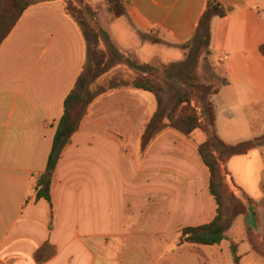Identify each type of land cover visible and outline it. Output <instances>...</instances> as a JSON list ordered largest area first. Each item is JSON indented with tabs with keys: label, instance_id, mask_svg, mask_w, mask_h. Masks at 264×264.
I'll return each instance as SVG.
<instances>
[{
	"label": "crops",
	"instance_id": "0c3cea01",
	"mask_svg": "<svg viewBox=\"0 0 264 264\" xmlns=\"http://www.w3.org/2000/svg\"><path fill=\"white\" fill-rule=\"evenodd\" d=\"M86 1L116 49L147 64H167L162 46L185 57L182 46L194 39L209 3L218 4L226 16L211 21L209 62L226 85L212 98L216 132L229 145L264 137V0H127L119 18L103 10L107 0ZM86 61L87 42L66 0L28 7L0 46V264H232L223 242L177 244L182 228L215 218L198 150L206 137L167 129L141 158L158 106L146 90H113L91 105L58 166L50 226L48 203L35 199L34 174L47 167ZM226 166L241 195L233 194L249 206L233 227L247 233L258 207L264 232V144ZM47 243L55 252L40 262Z\"/></svg>",
	"mask_w": 264,
	"mask_h": 264
},
{
	"label": "trees",
	"instance_id": "16d2710c",
	"mask_svg": "<svg viewBox=\"0 0 264 264\" xmlns=\"http://www.w3.org/2000/svg\"><path fill=\"white\" fill-rule=\"evenodd\" d=\"M111 5L114 16L119 18L127 15V0H107ZM39 0H0V46L17 24L20 16L31 5ZM69 14L78 22L87 42V61L84 71L79 76L73 90L67 96L64 104V114L59 122L50 153L47 167L44 172L34 174V193L36 201L45 200L50 208V226L55 220L54 183L57 170L64 153L72 143L73 137L80 131L91 105L102 95L112 90L122 88H136L152 92L157 99V110L146 125L142 136L141 148L145 153L155 138L167 129L183 135L190 136L197 130L204 129L209 137L198 144V150L204 164L210 171L209 193L216 205L214 220L206 225L190 226L180 230L178 245L200 244L219 245L227 240L228 232L236 219L246 215L249 206L229 190L227 162L234 156L244 155L264 143V137L236 145L223 142L215 128L216 114L212 98L219 92V87L200 82L195 77L184 81V84L174 94L171 80L172 70L177 64L164 66L159 70L147 63L138 64L128 61V66L137 75H130L125 79L119 71L114 74L106 84L107 88L96 87V81L106 72V66L111 50L115 46L107 33L95 22L93 8L86 0H66ZM226 12L218 4L209 3L198 24L194 39L183 45L184 50L190 45L196 46V52L202 47L210 55L211 21L214 17H225ZM159 42V40H155ZM104 45H106L104 47ZM260 51L264 54V45ZM191 55V54H190ZM193 55V54H192ZM210 66L209 61L207 62ZM170 76V77H169ZM50 249L54 254L53 246L45 244L37 253L36 258L41 262L45 251ZM231 249L235 262L240 263L237 255V245L232 244Z\"/></svg>",
	"mask_w": 264,
	"mask_h": 264
},
{
	"label": "rangeland",
	"instance_id": "374dc122",
	"mask_svg": "<svg viewBox=\"0 0 264 264\" xmlns=\"http://www.w3.org/2000/svg\"><path fill=\"white\" fill-rule=\"evenodd\" d=\"M111 8L112 7L110 3H106V6L103 7V10L107 12L108 11L111 12ZM150 37H154V35H150ZM152 40H157V38L156 37L152 38ZM105 46L106 45H104V47ZM195 48L196 46L194 44L190 45L189 48L185 50L186 55L185 57H183L184 55L183 51L175 50V49L169 50L162 46L159 48L160 50L158 52L160 53L162 58H165L167 64L161 62L149 64V66H153L154 68L159 70L164 69V66H168L170 64H177V66L173 68L172 73L169 74L171 76V77L169 76L171 80L174 81V84H172L174 94H176V92L184 84V81L186 80L189 81V78L195 77L194 75H197V78L200 80V82L207 85H211L212 88H217L222 83V80L217 79L214 76L215 72L213 65L210 64L209 66L207 63L210 60V57L206 54V49L202 47L201 50H199V52H196ZM110 54L111 55L108 59L106 66V72L96 81L97 88L100 87L107 88L108 87V84H106L108 82L107 80H109L114 74H116L119 71H121L124 74L125 79L129 78L130 75H134V76L137 75L135 71L129 68L128 61H134L139 64H143L140 60L135 58L134 55H126L124 53L123 54L120 53L116 49V47L114 50L113 49L111 50ZM194 133H196L195 134L196 136L197 135L202 137L205 136L206 140L209 137V134L204 129L197 130ZM147 151L148 149L146 150V152ZM146 152L143 153L141 151L140 157L141 158L144 157L146 155ZM228 183H229V190L231 192L233 191L237 195H241L240 192L234 187L233 183L231 182V177H228ZM248 214L249 213H247L246 215ZM241 216H245V215H241ZM251 216H253L252 222L254 226L249 227L247 225L246 226L247 233L242 234V231H239L236 226L233 227L234 226L233 224L232 226L233 229L232 228L230 229L231 234L229 231L227 240L223 241V245L226 250L227 257L228 259H230L232 264H237L235 262L234 253L231 249L232 244L237 245V255L240 257L239 264H264V232L262 230L260 210L258 209V207L256 208V212L251 213ZM262 217L264 221V211ZM242 242L243 244L240 246V243Z\"/></svg>",
	"mask_w": 264,
	"mask_h": 264
}]
</instances>
